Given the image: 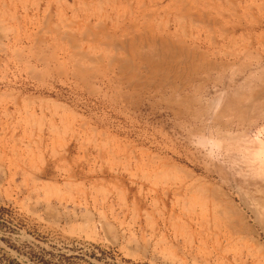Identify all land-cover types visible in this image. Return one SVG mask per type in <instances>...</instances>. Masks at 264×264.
Instances as JSON below:
<instances>
[{
	"label": "rangeland",
	"instance_id": "rangeland-1",
	"mask_svg": "<svg viewBox=\"0 0 264 264\" xmlns=\"http://www.w3.org/2000/svg\"><path fill=\"white\" fill-rule=\"evenodd\" d=\"M239 93L264 0H0V264H264L215 208L264 141Z\"/></svg>",
	"mask_w": 264,
	"mask_h": 264
},
{
	"label": "bare ground",
	"instance_id": "bare-ground-1",
	"mask_svg": "<svg viewBox=\"0 0 264 264\" xmlns=\"http://www.w3.org/2000/svg\"><path fill=\"white\" fill-rule=\"evenodd\" d=\"M198 10V9H197ZM148 20V19H147ZM144 29V28H143ZM150 30V29H149ZM137 31V30H136ZM145 32V31H144ZM151 32V31H150ZM143 33V32H141ZM136 34V32H135ZM133 33V35H135ZM145 34V33H144ZM123 35V34H122ZM138 38V37H136ZM150 38V37H149ZM135 40V39H134ZM137 41V40H136ZM144 45V44H143ZM158 45V44H157ZM160 46V45H159ZM172 48V47H171ZM143 49V48H142ZM141 49V50H142ZM134 50V49H133ZM150 50V49H149ZM172 50V49H171ZM137 51V50H136ZM146 52V51H145ZM152 53V52H151ZM177 53V52H176ZM175 53V54H176ZM135 54V53H134ZM138 54V53H136ZM169 54V53H168ZM197 55V54H196ZM146 56V55H144ZM150 56V54H149ZM148 56V57H149ZM174 56V55H173ZM174 58V57H173ZM169 59V58H168ZM202 59V58H201ZM200 59V60H201ZM150 60V59H149ZM154 60H156L154 58ZM172 60V59H171ZM195 60V59H194ZM123 61V60H122ZM130 61V60H129ZM180 61V60H179ZM121 62V61H120ZM148 62V61H147ZM151 62V61H150ZM172 62V61H171ZM157 63V62H156ZM165 63V62H164ZM173 63V62H172ZM171 63V64H172ZM207 63V62H206ZM75 64V63H74ZM133 64V62H132ZM169 64V63H168ZM167 64V65H168ZM211 64V63H210ZM81 64H78V66H80ZM149 65V64H148ZM160 65V64H159ZM124 66V65H123ZM143 66V65H142ZM163 66V65H162ZM172 66V65H171ZM164 67V66H163ZM186 67V66H185ZM171 68V67H170ZM173 68V67H172ZM180 68V67H179ZM198 69V68H197ZM134 70V69H133ZM165 70V69H164ZM82 71V69H81ZM152 71V70H151ZM160 70H158L159 72ZM170 71V69H169ZM80 72V71H78ZM164 73V72H163ZM157 74V73H156ZM180 75V74H179ZM178 75V77H179ZM152 77V76H151ZM182 78V77H181ZM151 79V78H150ZM153 80V79H152ZM155 80V79H154ZM145 81V80H144ZM240 89V87H239ZM251 92V91H250ZM249 92V93H250ZM238 93V92H236ZM258 93V92H257ZM233 94V93H232ZM240 94V93H239ZM239 94H235L234 97H228L227 101L225 99V102H227L226 105L227 108L229 109H232L233 107H236V109H238L240 111V115L242 114V116L244 115V113L246 112L247 109H249L248 107L250 106V104H247L249 105L248 107L245 105L246 103V99L247 98V95L248 93H244L245 95H239ZM193 96V95H192ZM246 96V97H245ZM250 96V95H249ZM253 96V95H252ZM245 97V98H244ZM261 97V96H260ZM253 99V97H251ZM188 99V98H187ZM261 99V98H260ZM191 100V99H190ZM222 100V99H221ZM220 101V100H219ZM253 101V100H252ZM186 103V100L185 102ZM245 103V104H244ZM253 103V102H252ZM236 105V106H235ZM189 107V103L187 105ZM252 106V105H251ZM250 106V107H251ZM208 107V106H207ZM224 107V106H223ZM206 108V107H204ZM184 109V108H183ZM225 110V109H224ZM203 111V109H202ZM253 111V117L254 116H260V117H257V120L255 122L256 125H258V121L259 119H262L264 120V101L263 99L261 100H257L255 99V102L253 103V106H252V110L251 112ZM248 113V112H247ZM250 113V112H249ZM246 114V113H245ZM220 115V114H219ZM218 115V117H219ZM247 115V114H246ZM245 115V116H246ZM249 115V114H248ZM217 116V115H216ZM248 117V116H247ZM247 117H244L245 119ZM250 118H251V115H250ZM220 119V118H219ZM223 120V119H222ZM244 120V119H243ZM247 120V119H246ZM249 121V120H248ZM253 122V121H252ZM244 123H248V122H245ZM251 123V121L249 122ZM253 124V123H252ZM251 124V125H252ZM254 125V124H253ZM252 125V126H253ZM248 126V125H246ZM224 127V126H223ZM244 127V126H243ZM249 127V126H248ZM251 127H249L250 129ZM263 128V131H264V126L262 127ZM247 129V127H246ZM246 130V131H249ZM244 130V129H243ZM242 130V131H243ZM261 131V130H260ZM245 132V131H244ZM246 133V132H245ZM245 133L242 132V143L240 142L239 139H233V140H236V141H233V142H229V146H235V147H238V148H242L243 152H245L247 155V157H251L253 160V163H250L249 161V172H246L247 170H242V184H238L237 185V191H236V194H232L228 191H223V195L225 196V200L224 201L226 203V207L227 208H224V206H220L218 205V203H215V207L216 208V213L218 214V217H221V219H223L224 221L227 222V224H229L231 227L232 224H234L235 220H238L239 222L242 223V226H244L245 228L247 229H251V231L253 233H255V235L257 236V239H255L256 241L259 240V238H261V233L263 232L264 233V141L263 139H259L258 141H253V140H250V138H247L248 134L245 135ZM237 135V134H236ZM250 137V136H249ZM259 137V136H258ZM229 139V137L227 138ZM231 139V138H230ZM232 140V139H231ZM227 145V144H226ZM231 150V149H230ZM244 153V154H245ZM249 158V159H250ZM243 159V158H242ZM246 159V158H245ZM247 161V160H246ZM255 162V163H254ZM247 165V164H246ZM244 168V167H243ZM242 168V169H243ZM248 169V168H247ZM249 176H252L253 178H259L262 180V183L260 184L259 188H254L252 189V187L250 188V184H249V179L248 177ZM225 177V176H223ZM257 183V182H256ZM223 190V188H222ZM222 193V192H221ZM207 197V196H206ZM208 199V197H207ZM210 199V197H209ZM212 200V199H211ZM218 200V199H217ZM221 202V201H220ZM223 202V203H224ZM206 203V202H205ZM209 203V202H207ZM222 203V204H223ZM210 204V203H209ZM221 204V203H220ZM213 206V205H211ZM209 207V206H208ZM207 207V208H208ZM206 208V207H205ZM214 208V206H213ZM212 211V210H211ZM215 211V210H214ZM213 211V212H214ZM207 213V212H206ZM209 213V212H208ZM212 213V212H211ZM215 213V214H216ZM254 216V219H253V222L251 223L252 221V218H251V214ZM214 214V216H215ZM213 216V217H214ZM217 218V216H216ZM215 218V219H216ZM214 219V220H215ZM219 219V218H218ZM213 220V219H212ZM222 220V221H223ZM220 221V220H219ZM223 221V222H224ZM215 222V221H214ZM225 223V222H224ZM239 225L237 224L235 227H239ZM226 224V223H225ZM241 227V226H240ZM243 228V227H241ZM260 228V229H259ZM234 229V227H233ZM236 229V228H235ZM242 231H244V228L241 229ZM250 232V231H249ZM217 234V233H216ZM261 247H262V250L264 249V243H261L260 244ZM260 250V249H259Z\"/></svg>",
	"mask_w": 264,
	"mask_h": 264
}]
</instances>
